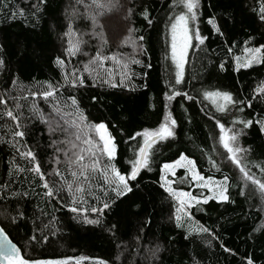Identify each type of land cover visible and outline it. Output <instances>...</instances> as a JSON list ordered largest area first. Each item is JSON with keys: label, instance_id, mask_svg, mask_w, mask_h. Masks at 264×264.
<instances>
[{"label": "trees", "instance_id": "1", "mask_svg": "<svg viewBox=\"0 0 264 264\" xmlns=\"http://www.w3.org/2000/svg\"><path fill=\"white\" fill-rule=\"evenodd\" d=\"M100 1L112 2L113 6L99 15L94 28L77 0H45L43 4L39 0H0V58L5 60V67L0 68V97L7 100V108L14 114L23 113V117H28L21 121L27 134L17 146L21 151L35 153L36 162L50 184L61 182V178L54 175L57 168L64 178L72 179L66 164L54 162V157L60 154L54 151L51 140L61 139L62 135L50 136L47 125L40 123L29 109L35 103L42 111L50 112L55 99L50 98L45 103L41 97L34 100L29 94L47 90L49 83L60 88L64 84L62 71L71 73L73 68L78 69L77 74L84 77L85 85L75 89L60 88L57 98L63 103L69 95L75 97L89 123H106L118 145L114 163L122 172L129 167L133 148L140 139L129 140V136L145 127L155 128L162 121L163 94L168 91L169 72H173L168 32L173 0ZM200 3L198 19L193 26L207 39L203 45L190 49L184 83L177 86V90L196 99L176 97L167 102L177 120L176 135L156 146L152 171H142L133 182V192L126 198H117L110 189L106 196L100 190L103 179L98 174L92 179L93 194L85 192L86 203L73 205L66 192L59 198L45 197L43 182L37 174L27 170L32 167L30 161L21 159L8 143L13 139L11 133L15 125L2 115L5 105H0V226L26 258L72 257L70 264H76V259L81 257L84 259H80V264H98V261L104 264H243L242 258L250 256L255 264H264V227H260L264 225V201L253 191L250 182L246 183L224 163L215 144L218 129L215 122L208 119L215 113L226 127L233 126L234 118L264 119V96L253 98V90L264 82V64L236 71L234 59L244 55L245 47L264 44V22L258 18L264 0H200ZM5 4L8 7H4ZM33 4L38 5L39 11L32 8ZM20 8L25 11L23 17L19 15ZM145 9L151 23L142 15ZM13 11L17 12L15 19L11 18ZM209 18L215 19L222 34L212 30ZM69 20L78 34L87 33L83 37L87 44L74 58L63 55L67 46L64 32ZM99 34L107 41L102 56L114 57L104 61L100 78H109L104 70L111 66V71L121 74L127 62L130 78L125 79L123 86L109 87L82 71L84 63L96 54L93 47ZM112 34L118 35L114 41H111ZM129 35L136 40L135 50L125 43ZM141 36L143 40L138 39ZM57 56L65 60L64 70L55 64ZM133 58L141 63L131 64ZM221 63L225 65L223 71L219 68ZM120 78L121 75L111 77L116 83ZM12 80L17 83L12 84ZM217 89L229 91L235 99L244 101L238 105L243 112L231 108L227 113H216L202 93ZM13 97L17 99L14 101ZM249 100L251 107L247 106ZM16 104L21 107L17 109ZM235 128L240 129L242 125ZM238 143L247 150L242 163L264 182L261 171L264 134L259 132L258 125L244 129ZM181 153L193 159L197 170L206 178L228 177V202L209 200L189 210L192 220L208 228V233L189 234L185 228H176L173 219L176 203L159 186L160 166L174 161ZM210 160L216 161V167ZM17 167L24 171H17ZM173 187L197 196L202 192L208 195L206 190L196 188L190 179L185 184L177 181ZM25 192L26 196L20 195ZM105 200L114 203L106 210V215L100 217L99 225L77 222L83 215L96 218L90 209L102 206ZM72 206L88 211L77 215L69 210ZM19 212L25 213L24 218L19 217ZM74 216L77 219H73ZM32 236H36L37 241H30ZM221 244L235 255L224 252ZM157 247L159 251L153 257L151 250Z\"/></svg>", "mask_w": 264, "mask_h": 264}, {"label": "snow or ice", "instance_id": "2", "mask_svg": "<svg viewBox=\"0 0 264 264\" xmlns=\"http://www.w3.org/2000/svg\"><path fill=\"white\" fill-rule=\"evenodd\" d=\"M45 0H39L40 4H43ZM80 0H77L79 3ZM96 9H103L105 7L111 8L113 5H105L100 3L99 0H92V5H85L86 10L90 7ZM4 7H8L7 4ZM201 7L200 0H173L172 3V14L169 15L168 32L170 36V59L174 66V72H169V80L166 85L168 91L164 92V113L162 121L159 122L155 128H143L141 131L135 132L129 136V140H137V144L133 148V158L128 161L129 167L125 171L119 170L114 161L117 158L118 145L115 142V137L110 133L108 126L105 122L89 123L86 115L80 110L78 101L75 97L69 95L67 101L61 103V100L57 98V94L60 88L69 86L73 89L82 88L85 85V79L82 75H78V69L73 68L71 73H68L65 69V60L62 56L55 58V64L62 70L64 84L57 88L51 83L48 84L47 90L42 92L33 91L29 95L35 100L37 97H41L45 103L50 98L55 99V103L50 105L51 111H42L35 103L30 106V112L32 115L38 118L39 122L47 125V131L50 136L56 137L58 134L64 136V139H52L51 144L55 146L54 151L58 154L62 153L64 162L67 165L68 174L71 176V180L64 178V174L57 168L54 172L56 177L61 178V182L57 184L55 181L50 184L46 179L44 173L41 171V166L37 161V157L32 150L21 151L17 145L20 141L24 140L27 134L26 128L22 126V119H28L23 117V113L14 114L11 109L7 108V100L4 97H0V105H5V111L3 116L10 119L15 125V130L11 133L12 140L8 141L16 152L19 154L21 159L27 158L32 167L27 169L37 174L42 183L44 189L43 195L48 198H59L61 193L66 192L73 205L86 203L84 197L85 192L93 194L92 179L94 174H98L103 179V185L100 186V190L108 196L109 189L115 193L117 198H126L129 193L133 192L134 183L141 175L143 170L152 171V162L157 154L156 146L162 142L167 141L170 138H174L176 135L175 129L177 127V120L173 117L169 110L167 102L174 100L176 97H182L189 101H194L195 96L188 94L187 92L177 90V86L184 83L185 77V65L189 54V49L192 47H199L205 43L207 39L201 35L198 27L194 28V23L198 19V11ZM32 8L39 11L37 4H33ZM19 15L23 17L25 11L20 8ZM100 13L90 15L88 19L91 20L93 27L97 25L96 16ZM35 15V12L33 13ZM144 18L151 23L148 19L147 9L142 13ZM17 12L11 13V18L15 19ZM258 18L261 22H264V4H261ZM208 24L211 25L212 30L220 33V28L215 22L214 18L208 19ZM131 33V30H129ZM222 34V33H220ZM87 33H77L74 29V25L69 20L67 23V31L64 32V36L67 37V46L64 48V56L76 57L82 52V46L87 44V41L83 37ZM139 40H143V37H138ZM104 43H107L105 40ZM125 43L130 45L134 50L136 48V40L132 39L129 35L126 38ZM244 57L241 59L240 56H236L235 59V70L249 69L254 65L264 64V44L257 47H245ZM231 52V49H229ZM87 55L86 52L83 53ZM108 59H114V57L102 56L99 51L96 52L95 56L91 57L88 62L84 63L82 71L87 73L88 77L94 80H99L101 84H106L109 87L116 88L124 85L125 79L130 78V73L127 71L128 63L123 64L124 71L121 72L120 82H113L111 77L107 79L100 78V69L104 68V61ZM116 63H120L119 60ZM131 64H140L141 61L138 59H131ZM5 67V60L0 58V68ZM220 70H224L225 65L221 63L219 65ZM12 84H16L15 80L11 81ZM253 98L257 96H264V82H261L253 90ZM203 99L209 101L216 113H227L231 108H236L237 111L243 112L242 107L238 105L244 104L242 100L235 99L231 92L217 90H204ZM27 99V97H22ZM16 97H13L15 101ZM95 99V98H94ZM247 106L251 107L252 103L249 100ZM20 104H16V108L19 109ZM209 120L215 122V128L219 130L218 143L222 146L224 151L227 153L228 160L234 164L239 172L242 174L243 180L247 183L250 182L254 186L253 191L258 192L260 199L264 201V182L257 179L251 171L242 163L241 154L247 150L239 146V137L243 134L244 129H249L253 124L258 125V130L261 134H264V119L251 120V119H240L234 118L232 125H242V128L236 129L235 127H226L225 123L221 122V119L214 114L208 117ZM62 121V122H61ZM26 147V145H23ZM103 160V163H102ZM55 163L59 165L61 163L60 156L55 157ZM213 167H216V161L210 160ZM183 169L185 175L178 179L180 184L191 182L200 189H206L209 195H204L203 192L197 196L193 195L190 191H184L173 187L174 183H177V170ZM17 171H24L17 167ZM264 172V167L261 168ZM159 181L160 187L168 193L169 196L176 202L178 207H175L174 222L176 228L185 227L184 217H187L189 221L192 220V214L190 209L197 207L201 204H207L209 200H216L217 202H228V177L225 176L223 181L217 183L213 177H205L202 175L196 167V163L193 159L187 155L181 153L177 159L172 162L163 163L159 168ZM169 176L172 179H169ZM87 185V189L85 188ZM106 186V187H105ZM28 193H20V195L26 196ZM243 191L241 195H243ZM98 199V197H97ZM110 199V197H109ZM113 203H109L105 200L102 206L91 207V213L96 214V218H89L88 215H83V219H77L76 216L73 219H77L78 223L85 225H99L101 223L100 217L106 215V210H110ZM72 213L81 215L87 212V209L72 206L69 209ZM20 218H24L25 213H18ZM15 223V218H13ZM112 228L115 225L111 226ZM260 227H264L261 225ZM259 230V229H256ZM187 231L189 234L192 233H208L209 229L199 225H188ZM30 241H37L36 236L29 238ZM45 240L47 237L44 238ZM221 248L224 252H228L235 255L231 249L221 244ZM152 251V256L155 257L159 251L157 247ZM74 259L72 257L67 258H53V257H25L21 253L20 247L14 244L7 236L4 228L0 227V260L4 261L5 264H70V261ZM80 259H76V264H80ZM243 264H255L252 257H243ZM98 264H104V261H98Z\"/></svg>", "mask_w": 264, "mask_h": 264}, {"label": "rangeland", "instance_id": "3", "mask_svg": "<svg viewBox=\"0 0 264 264\" xmlns=\"http://www.w3.org/2000/svg\"><path fill=\"white\" fill-rule=\"evenodd\" d=\"M99 2H100V3H103V4H105V5H108V4H111V5H112V2L110 3V2L100 1V0H99ZM78 5H79V6H80V5L82 6L84 16H85V18H86L90 23H91V20L88 19V17H89L90 15L96 14L97 12L100 13L99 15H102V13H103L104 11L110 9V8H108V7H105V8H103V9H96V8L93 6V7H90V8H88V9L86 10L85 5H92V0H90L89 3H85V2H83V1H81V2L78 3ZM99 15L96 16V19L99 17ZM91 25H92V23H91ZM92 26H93V25H92ZM96 27H97V25H96ZM96 27H95V28H96ZM117 36H118L117 34L114 35V36H113V34H112V35H111V41H114L115 38H116ZM95 44H96V46L93 47V48L95 49L94 52L96 53L97 51H99L100 54L102 55L103 47H104L105 43H104V38H102V36H101L100 34L95 38ZM169 45H170V36H169ZM190 49H191V48H190ZM190 49H189V52H190ZM244 55H245V53H244ZM244 55L241 56V59H243ZM188 56H189V54H188ZM169 60H170V63H171V59H170V49H169ZM187 60H188V57H187ZM186 64H187V62H186ZM171 65H172V63H171ZM111 67H112V66H111ZM111 67H109L108 69L104 70L105 73H108L110 77H114V76H116V75H120V71H119V74H116L117 71H116V72H115V71H111ZM185 67H186V65H185ZM112 68H113V67H112ZM172 68H173V72H174V66H173V65H172ZM122 71H124V70H122ZM122 71H121V72H122ZM205 101H206V100H205ZM206 102H207L208 104L211 105V103H210L209 101H206ZM211 106H212V105H211ZM212 107H213V106H212ZM61 122H62V121H61ZM231 127H235V126H231ZM231 127H230V128H231ZM218 135H219V130H217V133H216V136H215V144L218 146V148H219L221 154L223 155L222 160L224 161V163L227 165L228 168H230L231 170H233V171H235L236 173H238V174L240 175V177L242 178V174L239 172L238 168H237L234 164H232L230 160H228V158H227V153L224 151V149L222 148V146L218 143ZM61 139H64V136H62ZM239 146H240V145H239ZM242 156H243V154H241V157H240L241 159H242ZM225 158H226V159H225ZM60 159H61V164H63V163L66 164V163L64 162V157H63L62 153H60ZM54 162H55V157H54ZM179 170H182V171H183V174H181V175H178V174H177V181H178V179H179L180 177H183V176L185 175V172H184L183 169H178V170H177V173H178ZM169 179H172V177L169 176ZM189 179H190V177H189ZM213 179H214V181H216L217 183H220V182L223 181V179H215V178H213ZM242 179H243V178H242ZM190 180H191V179H190ZM192 183H193V182H192ZM174 184H175V183H174ZM174 184H173V186H174ZM193 184H194V183H193ZM194 186H195V185H194ZM195 187H196V186H195ZM196 188H198V187H196ZM203 190H206V189H203ZM206 191H207V190H206ZM207 194L209 195L208 191H207ZM175 203H176V202H175ZM176 207H178L177 204H176ZM184 223H185V227H183V228H185L186 230H187L188 225H193V226L197 225L193 220L189 221V220L187 219V217H184Z\"/></svg>", "mask_w": 264, "mask_h": 264}, {"label": "water", "instance_id": "4", "mask_svg": "<svg viewBox=\"0 0 264 264\" xmlns=\"http://www.w3.org/2000/svg\"><path fill=\"white\" fill-rule=\"evenodd\" d=\"M1 227V226H0ZM10 239V238H9ZM11 240V239H10ZM0 264H5V262L4 261H2V260H0Z\"/></svg>", "mask_w": 264, "mask_h": 264}]
</instances>
